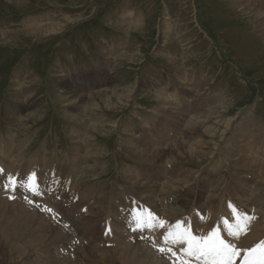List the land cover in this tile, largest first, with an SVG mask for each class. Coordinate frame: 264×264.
Masks as SVG:
<instances>
[{"label":"rangeland","instance_id":"1","mask_svg":"<svg viewBox=\"0 0 264 264\" xmlns=\"http://www.w3.org/2000/svg\"><path fill=\"white\" fill-rule=\"evenodd\" d=\"M241 4L0 0V153L20 157L13 170L0 159V199L16 200L0 201V264H152L146 246L128 242V224L146 213L170 220L130 194L135 181L122 172L148 184L145 196L194 204L182 222L197 238L213 230L198 227L199 203L227 204L233 198L222 197L237 194L239 182L264 197L254 186H264V13ZM162 89L174 101L160 99ZM73 155L75 170L85 168L79 179L67 162ZM149 227L151 242L174 256L164 240L170 226ZM180 249V263L203 264Z\"/></svg>","mask_w":264,"mask_h":264},{"label":"bare ground","instance_id":"2","mask_svg":"<svg viewBox=\"0 0 264 264\" xmlns=\"http://www.w3.org/2000/svg\"><path fill=\"white\" fill-rule=\"evenodd\" d=\"M242 4V7L243 6H247L248 8H252L253 10H255L256 12H258L257 14H262V13H264V0H239ZM241 7V8H242ZM242 9H244V8H242ZM262 15H264V14H262ZM264 26V25H263ZM46 27V26H45ZM46 28H42V30H45ZM62 29H64L63 27H62ZM62 29H54V30H52V29H48V30H46V34H52L53 32H55V33H53V34H55V35H57L58 33H60V30H62ZM62 32V31H61ZM57 33V34H56ZM50 34V35H51ZM105 72V71H104ZM71 89V94H73V96H75L76 98H78V99H81V101H87L89 98L88 97H86V95L85 94H81V92H79L77 89H75L74 90V88H70ZM163 91V89L161 90V92ZM95 93H97V92H95ZM102 93H103V91H101V92H99V93H97L96 95H98V97L99 96H101L102 95ZM165 91L164 92H162V93H160V94H158V97H160V99H162L163 101H168V102H172V101H174V99H173V97H172V95H168V97H164L165 96ZM167 94V93H166ZM22 96V95H21ZM164 111H165V109H164ZM28 115H30V114H28ZM30 117V116H29ZM230 122H232V120H230ZM230 125V124H229ZM229 127V126H228ZM229 135V134H228ZM226 137H227V135H226ZM2 141V140H1ZM13 150V149H12ZM11 150V151H12ZM220 150H222V149H220ZM223 152H225L224 150H222ZM19 151H17V153H18ZM219 152V151H218ZM221 152V151H220ZM222 152V153H223ZM232 152V151H231ZM230 152V153H231ZM14 154H17V153H15V152H13ZM221 153V154H222ZM229 153V154H230ZM213 154H215V153H213ZM212 154V155H213ZM229 154L227 153V155L229 156ZM232 154V153H231ZM204 154H202V153H200L199 152V155L198 156H196V154H194V153H191V156L192 157H194L195 159H197V158H199V157H201V156H203ZM222 156H223V154H222ZM217 157V156H216ZM221 157V156H220ZM219 157V158H220ZM233 157H235L234 155H233ZM232 157V158H233ZM20 157H18L17 158V156H11V157H8V156H6V152H5V154L3 155V154H1L0 153V159L1 160H3V162H4V164H5V161L7 162L6 163V165H7V167H10L12 170H13V168H15V167H17L18 165H17V159H19ZM62 159L64 158V155H63V157H61ZM91 158V157H90ZM218 158V157H217ZM217 158H216V161H217ZM65 159V158H64ZM63 159V160H64ZM224 160V159H223ZM243 162H245V164H248L249 165V167H254L255 165H257V160H250V161H246V158H243V159H241ZM19 161H21V159L19 160ZM65 162H66V160H64ZM225 161V160H224ZM71 166H72V169H71V171L75 174V178H78V177H80V176H82L84 173H83V170H85V168L82 170H75V168H74V155H73V157H72V159H69L68 161H67ZM21 163V162H20ZM221 163V162H220ZM226 163V162H225ZM214 164V163H213ZM212 164V165H213ZM218 164H219V162H218ZM218 164H217V167H218ZM226 164H228V163H226ZM17 165V166H16ZM20 165V164H19ZM66 165V164H65ZM219 165H221V164H219ZM215 166H216V164H215ZM225 166V165H224ZM228 166V165H227ZM230 166V165H229ZM237 166V165H236ZM235 166V167H236ZM221 167L222 166H219L218 167V169L220 168L221 169ZM7 169V168H6ZM214 169H216V168H214ZM218 169H216V171H219ZM225 169H226V167H225ZM251 169V168H250ZM70 170V169H69ZM92 170H94V169H92ZM97 170H99V168H97ZM264 170V169H263ZM262 170V171H263ZM10 171V170H9ZM17 171V170H16ZM122 171V170H121ZM215 171V172H216ZM229 171H230V169H229ZM182 172V171H181ZM180 172V173H181ZM189 172V171H188ZM7 173V172H6ZM18 173V172H17ZM220 173V172H219ZM217 174V175H221V174ZM86 174V173H85ZM178 174V173H177ZM215 174V173H214ZM224 174V173H223ZM228 174V173H227ZM235 174H237V173H235ZM239 174V173H238ZM251 174V173H250ZM8 175V174H7ZM121 175V174H120ZM123 175H124V177L127 179V178H129V179H131V180H134L135 181V184H133V185H135V187L133 186L132 188L131 187H129V188H131V189H129V190H131V191H128V192H130V194H132V195H135L136 197H139L140 198V200L142 201V202H144V203H146V204H148L149 205V207H151L152 209H154L155 210V212L156 213H161V212H163L164 211V213L166 214V217L167 218H169V223L171 224V222L172 221H176V222H178V219H180L179 221H182V219H183V216L184 215H190L191 214V212H189V210H191V208L193 207V206H195L194 204L192 205V207H190V206H188V207H190V208H186V206L188 205V204H185L184 203V205H182V204H177V203H174L173 205L172 204H170L173 200H169V199H166L165 200V198H162V197H160V196H156V200H155V196L154 197H151L150 195L151 194H154V192L153 193H149V194H147L146 196L145 195H143V192L145 191V189H147L148 190V184H144L142 181H139V180H136V178L134 177V175H131L130 173H124V172H122V178H123ZM181 175V174H180ZM184 175V174H183ZM182 175V176H183ZM185 175H186V173H185ZM216 175V176H217ZM248 175V174H247ZM246 175V176H247ZM251 175H253V174H251ZM235 176V175H234ZM201 177V176H200ZM221 178L223 177V176H220ZM178 178V177H177ZM183 178V177H182ZM232 177H230V179H231ZM261 181H262V185H264V173L262 172L261 173ZM79 179V178H78ZM125 179V180H126ZM180 179V178H179ZM184 179V178H183ZM233 179V178H232ZM234 179H236V178H234ZM38 180V179H37ZM174 180V179H173ZM182 180V179H181ZM218 180V179H217ZM247 180V179H246ZM186 181V180H185ZM230 181V180H229ZM228 181V182H229ZM244 181V180H243ZM172 182V181H171ZM176 182V181H175ZM175 182H172L173 184H174V186L175 185H177V183H175ZM180 182V181H179ZM182 182V181H181ZM213 182V181H212ZM211 182V183H212ZM233 182V181H232ZM236 182V181H235ZM234 182V183H235ZM260 181H258V183H259ZM128 183H129V181H128ZM124 184V183H123ZM183 185H184V183H182ZM199 184V183H198ZM231 184V183H230ZM249 184V183H248ZM81 185V184H80ZM154 185V184H153ZM180 185H181V183H180ZM190 185V184H189ZM195 185H196V183H195ZM194 185V186H195ZM227 185V184H226ZM239 185H240V189H238V192H237V194H228L227 192V194L225 195L224 194V196L222 197V198H224L225 196L227 197H232L233 199H234V201H233V199H232V201H228L227 202V204L226 203H224V201H223V199H221L222 201H223V203H219V206L217 205L218 203V201L216 202V199H211L210 197H208L207 196V198H210V199H207V201L205 200V203L203 204H201V203H199V205L198 206H196V208H198V209H200L199 210V212H201L202 211V213H200L198 216H197V221H198V227L200 228V230H209V229H211L212 230V228H213V230H215V229H219V231H220V233L222 234V229L224 228V227H227L228 225L229 226H231L232 227V230L233 231H236L237 230V225H238V222L242 225L243 223H244V219L243 218H246V217H254L255 219H253V220H251L249 223H248V226H247V229L246 230H243V232L241 233L240 232V235H239V237H236V236H231V235H229V232H228V229H226L225 230V237H226V239L228 240V241H230L231 242V244L232 245H234V246H236V248H238V249H246V250H250L251 248H253V247H256L258 244H260L261 242H264L263 240H264V210H262V207H261V205L262 204H264V197H261L260 196V201L262 200V203H260V201L258 202L257 201V198H256V196L254 195V194H252V188L250 187V191H249V189L246 187V186H244V187H242L243 186V183H241V182H239ZM2 186V185H1ZM171 183H170V180H169V183H165L164 184V187L166 188H168V187H170V189L171 190H173L174 191V189H177L178 188V186H177V188L176 187H174ZM191 186V185H190ZM189 186V187H190ZM211 186V185H210ZM235 186V185H234ZM255 187H256V189H257V191L258 192H261V191H264V186H261V184L260 185H254ZM10 187V186H9ZM78 187V186H77ZM82 187V186H81ZM80 187V188H81ZM84 187V186H83ZM91 187V186H90ZM90 187H88V188H90ZM156 187V186H155ZM158 187V186H157ZM163 187V188H164ZM187 187V186H186ZM220 187V186H219ZM222 187V186H221ZM225 187V186H224ZM230 187V186H229ZM238 187V186H237ZM79 188V187H78ZM77 188V189H78ZM150 189H151V186L149 187ZM161 188V187H160ZM181 188H184V187H181ZM197 188H198V186H197ZM209 188V187H208ZM91 189H94V188H91ZM231 189V188H230ZM235 189V188H234ZM252 189V190H251ZM255 189V190H256ZM76 190V189H75ZM82 190V189H81ZM89 191H90V189H88ZM95 190V189H94ZM144 190V191H143ZM170 190V191H171ZM179 190V189H178ZM216 190H218V189H216ZM149 191H151V190H149ZM167 191V190H166ZM181 191H182V189H181ZM184 191V190H183ZM182 191V192H183ZM188 191H190V189L188 190ZM195 191V190H194ZM211 191H213V190H211ZM215 191V190H214ZM225 191V190H224ZM228 191V190H227ZM97 192V191H96ZM100 192V191H99ZM163 192V191H162ZM217 192H219V191H217ZM122 193V192H121ZM185 193V192H184ZM183 193V194H184ZM220 193V192H219ZM32 194V193H31ZM120 194V193H119ZM146 194V193H145ZM166 194H168V192L166 193ZM173 194V193H172ZM190 194H193V193H190ZM205 194V193H204ZM255 194H256V192H255ZM264 194V193H263ZM88 195H90V194H88L87 193V196ZM95 195H97V193L95 194ZM95 195H93V196H95ZM168 195H170L171 196V194H168ZM223 195V194H222ZM3 196V197H2ZM1 197H2V199H0V201L2 200V201H7V198H10V199H14V200H12V201H16L15 200V198H11V196H9V195H7V194H3ZM48 196V195H47ZM114 196V195H113ZM112 196V197H113ZM117 196V195H116ZM166 196V195H165ZM177 196V195H176ZM184 196H185V194H184ZM219 196V195H218ZM82 197V196H81ZM119 198H116V199H120V196H118ZM129 197V196H128ZM188 197V196H187ZM193 197V196H192ZM206 197V196H205ZM221 197V196H220ZM88 198V197H87ZM135 198V197H134ZM138 198V199H139ZM166 198H168V197H166ZM171 198V197H170ZM194 198V197H193ZM215 198V197H214ZM40 199V198H39ZM94 199V198H93ZM95 199H96V197H95ZM103 199V198H102ZM177 199V198H176ZM231 199V198H230ZM41 200V199H40ZM121 200V199H120ZM126 200V199H125ZM181 200V199H180ZM224 200H226L225 198H224ZM89 201V200H88ZM100 201V200H99ZM98 201V202H99ZM105 201V200H104ZM106 201H107V199H106ZM127 201V200H126ZM102 202V201H101ZM101 202H99V203H101ZM108 202H110V201H107V203ZM176 202V201H175ZM191 202V201H190ZM194 202V201H193ZM192 202V203H193ZM196 202H197V200H196ZM214 202V203H213ZM226 202V201H225ZM7 202H2L1 203V205H0V207H2V206H4L5 204H6ZM118 203H119V201H118ZM118 203H116L117 205H118ZM161 203V204H160ZM187 203V202H186ZM189 203V202H188ZM251 203H255L254 205H256V206H258L259 207V209H257L258 211H257V213L260 215V216H258L257 215V213L253 210V207L251 208L250 207V205H251ZM98 204V203H97ZM105 204H106V202H103L101 205H100V208H103L102 209V211L106 208V207H104L105 206ZM107 206V205H106ZM128 206V205H127ZM252 206V205H251ZM110 207V206H109ZM235 209L236 211H235V213L233 212V210L232 209ZM263 208H264V206H263ZM128 209V208H127ZM143 209V208H142ZM146 209V208H145ZM194 209V208H193ZM59 211V210H58ZM132 212V211H131ZM163 213V214H164ZM196 213V212H195ZM113 214H114V218H116V212L115 211H113ZM133 214V213H132ZM225 214V215H224ZM224 216V217H223ZM226 216V217H225ZM133 217H135V216H133ZM163 217V216H162ZM187 217V216H186ZM189 217V216H188ZM187 217V218H188ZM136 218V217H135ZM165 218V217H164ZM170 218H176V220L175 219H170ZM160 219V218H159ZM186 219V218H185ZM119 221V220H118ZM122 221H127V218H125V219H123ZM131 222H132V224L130 223V224H128L129 225V227H131V229H130V231L132 232H130V238L128 237V239H129V241L128 242H133L134 243V241H136L137 243H142V246H146L147 248H148V257H149V261L152 263V264H172V262H173V264H184V262L186 261L187 262V264H197L196 262H190V261H188V259H185V260H183L182 261V263H180L177 259H175V257L172 255V254H169L167 251H165L164 253H161L160 251H158V249H160V247L157 245H154L152 242H151V237L150 238H148V234H146V233H149V234H151L152 233V230L151 229H148V227L146 226V225H144V227H143V232L141 231H138V227H137V224H136V220H134V221H132V220H130ZM167 221H168V219H167ZM225 221H227V225L225 224ZM175 222V223H176ZM174 223V222H173ZM254 224V225H253ZM126 227V226H125ZM127 229H128V227H126ZM150 228V227H149ZM212 230V231H213ZM159 231V230H158ZM210 231V230H209ZM211 231V232H212ZM162 232V231H161ZM173 234H174V232H173ZM207 234V233H206ZM124 235V234H123ZM123 235H120L119 236V240L118 241H122V240H124L125 241V238H123ZM115 237H114V239L115 240H113V238H111L116 244H117V235H116V233H115V235H114ZM150 236V235H149ZM154 237H155V235H154ZM153 238V237H152ZM73 239V238H72ZM106 239V238H105ZM108 239V238H107ZM111 239L110 240H108V241H110L111 242ZM74 240V239H73ZM155 240V239H154ZM260 240V243H258V241ZM107 241V240H106ZM107 241V242H108ZM70 242V241H69ZM74 242V241H73ZM104 242H105V240H104ZM109 242V243H110ZM72 243V242H71ZM158 243V242H157ZM62 245V244H61ZM107 245V244H106ZM109 246H110V244H109ZM112 246H113V244H112ZM115 246V245H114ZM162 246V245H161ZM164 247V246H163ZM180 249V248H179ZM175 251V250H174ZM181 251V250H180ZM64 253V252H63ZM182 253H183V251H182ZM172 255V256H171ZM179 256V255H178ZM173 257V258H172ZM183 258V257H182ZM172 259H174V261L172 260ZM179 259V258H178ZM172 262H171V261ZM194 260V259H193Z\"/></svg>","mask_w":264,"mask_h":264},{"label":"snow or ice","instance_id":"3","mask_svg":"<svg viewBox=\"0 0 264 264\" xmlns=\"http://www.w3.org/2000/svg\"><path fill=\"white\" fill-rule=\"evenodd\" d=\"M34 181L35 174L29 178L28 189L36 192ZM9 183H15L12 177H9ZM232 210L235 213L236 210L234 208ZM45 211L51 210L45 209ZM243 219L244 223L241 225L238 222L236 231H233L232 227L228 226L229 235L239 237L240 232L246 230L248 223L255 218L246 217ZM225 224L227 225V221H225ZM161 226H163V224H161ZM181 227L182 226L180 224L176 225L177 230H180ZM164 240L165 244H168L169 241L173 244L187 243L188 249L185 255L194 257L196 260L202 259L203 264H235L236 259L240 256V250L221 238L219 229L213 230L208 236L203 238L192 236L190 231L184 229L183 231H177L174 236L173 234H169V236H166ZM158 251L164 253L166 249L160 248ZM184 264H187V262L185 261ZM243 264H264V242H261L256 247L246 251Z\"/></svg>","mask_w":264,"mask_h":264}]
</instances>
